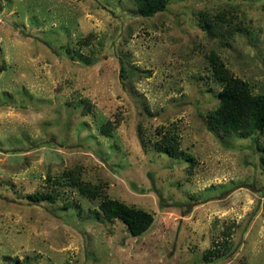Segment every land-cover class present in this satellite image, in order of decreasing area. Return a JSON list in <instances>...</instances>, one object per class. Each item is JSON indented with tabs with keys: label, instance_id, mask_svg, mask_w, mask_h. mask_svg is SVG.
Returning <instances> with one entry per match:
<instances>
[{
	"label": "rangeland",
	"instance_id": "374dc122",
	"mask_svg": "<svg viewBox=\"0 0 264 264\" xmlns=\"http://www.w3.org/2000/svg\"><path fill=\"white\" fill-rule=\"evenodd\" d=\"M211 52L264 93V0H0V264H264L262 140L210 123ZM69 168L150 227L53 183Z\"/></svg>",
	"mask_w": 264,
	"mask_h": 264
},
{
	"label": "trees",
	"instance_id": "16d2710c",
	"mask_svg": "<svg viewBox=\"0 0 264 264\" xmlns=\"http://www.w3.org/2000/svg\"><path fill=\"white\" fill-rule=\"evenodd\" d=\"M136 11L142 16H152L164 10L169 0H132ZM207 29L211 34H222L219 24L222 15L219 13L214 18L216 22L205 15ZM212 73L222 85L218 91L219 102L215 110L209 114L210 123L220 129L224 134L239 132L244 135L255 134L262 140V151L264 152V93H253L249 84L231 75L218 56L211 52L208 56ZM107 123L101 125V130L106 132ZM106 130V131H105ZM153 147L158 151L167 152L169 155H180L174 136L164 135L161 139L154 141ZM64 181L57 178L53 183L65 184L75 188L83 196L92 198L100 195L97 208L108 220L119 219L126 225V229L132 236L145 232L152 224V214L140 207L128 205L122 201L102 195L99 186L82 182L79 180V172L76 169H67L62 173ZM54 185V186H56ZM37 201L48 199L53 201L55 193L38 191L29 196Z\"/></svg>",
	"mask_w": 264,
	"mask_h": 264
}]
</instances>
